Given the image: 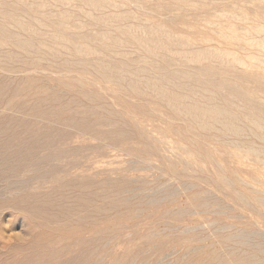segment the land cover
I'll return each instance as SVG.
<instances>
[{
	"label": "bare ground",
	"instance_id": "bare-ground-1",
	"mask_svg": "<svg viewBox=\"0 0 264 264\" xmlns=\"http://www.w3.org/2000/svg\"><path fill=\"white\" fill-rule=\"evenodd\" d=\"M133 4L143 11L130 9ZM39 66L48 75L45 83L41 70L33 74ZM148 107L167 121L181 154L190 158L182 172L181 162L164 163L187 204H208L211 198L203 193L209 190L239 210L256 208L252 223L258 228L253 240H241L250 229L245 221L217 233L213 227L221 218L208 220L209 244L204 236H185L183 254L161 263L264 264L263 197L227 169V156L245 168L264 164V0H0V180L12 196L9 206L46 228L29 245L31 258L53 259L52 264H96L103 258L98 239L110 226L88 230L83 223L117 214L129 203L119 183L63 180L62 169L51 164L77 153L63 147L70 134L103 139L141 159L154 154L155 139L144 125ZM96 126L105 129L99 133ZM24 171L36 174L22 184L18 176ZM39 178L41 188L45 181L58 184L37 192L33 181ZM163 201L171 202V196L153 204L159 209ZM82 230L90 232L89 239L64 258L67 231ZM153 235L168 236L145 237ZM5 239L4 244L10 242ZM193 242L199 245L191 248Z\"/></svg>",
	"mask_w": 264,
	"mask_h": 264
},
{
	"label": "rangeland",
	"instance_id": "rangeland-1",
	"mask_svg": "<svg viewBox=\"0 0 264 264\" xmlns=\"http://www.w3.org/2000/svg\"><path fill=\"white\" fill-rule=\"evenodd\" d=\"M130 7L132 8V10L138 11V9L140 8L139 10L143 11V7L137 6L136 4L130 5L129 8ZM133 7H135V9ZM168 16L169 17L167 20L173 19V18H170V16H172V15H168ZM132 56L134 59L138 58V54H136V53H133ZM37 69H39V70L33 74L37 75L40 73L39 71L41 70L39 77L42 74H45V76L43 75L45 78L43 76L41 77L43 80L41 82H43V83L47 82L45 80L48 79L47 78L48 75L46 73H42L45 71V70L42 71L44 68H41V66H39V67H37ZM103 84L106 86L110 85V83L107 81H103ZM155 113L156 112L153 111L152 109H150L149 107L146 108L144 111V114H145L144 125L154 135V136L153 135L151 136L155 139L153 147L156 145L154 147L156 152L154 151V154L152 153L150 155H147V158H145V159H141L137 155L128 154L127 151L125 149H122L119 145H112L111 146V144L107 143L103 139L91 138V137L78 138V137L71 136V134H70V138L67 140L68 142L66 141V143H65L66 145H64L63 147L67 148L70 151H73V150L75 151L74 148H76L77 151H75V152H77V153L73 154L72 156L67 157L66 159L53 161L52 162L53 164H51L52 167L56 171H60V169H62L60 172L61 175L59 174V176L60 177L62 176L61 179H63V180H68V178H69V180L84 179V180H89L91 182H96V181L118 182L119 183L118 190L121 189L120 190L121 195L123 196V198L125 196L126 197L125 199H127V201L129 202L126 205L128 208H125L126 206H123V207H121V209H119L120 214L119 213L114 214V212H112V213H109L108 215H104V216L100 217L101 219H99V220H92V221L89 220L88 222L83 223V225H85L88 228V230L90 228L110 226V228H109L110 230H108V232H104L102 234V237L100 239H98V241H99L98 243H99V245H101L103 247L102 250L104 253H103V258H101V260L98 261L96 264H115L116 259H119L120 264H130V263L131 264H159L165 260L170 259V257L173 254H175L176 252L177 253L179 252L177 255V257H179L184 252V250L183 251L181 250L180 245H183V243L185 241V238H184L185 236H198L199 239H201V240H203V238H205L203 240L204 243L207 242L209 244L211 242L210 238L212 237V234L207 227L205 228L204 223L208 222V220L209 221L213 220V219L216 220V218H221L220 219L221 222L218 221V223L216 225H214V227H213L214 229L217 230V233H219V229L222 228L223 226H228L229 224H234V225L235 224H244V225H246V223H247L248 227L250 229L248 228L249 230L246 232L245 235L241 234L242 238H240V239L241 240H244V239L247 240L248 239V241H251L254 239L253 236H251L252 233L258 231V228L255 225H253V223H252V221L254 220V216H255L254 213H256V208H254V207L253 208H254L255 212L253 210H252L253 212L247 211V210H246L247 212L245 210H239L236 206H234V204L225 202V199L223 198L222 195L215 196V195H213V193L211 191L205 190V189H204L203 196L208 200H210V198H211V200L208 204H204V205H201L198 207H192V206H189L187 204L185 196L179 194L176 191V186H177L176 178L174 176L173 177L175 179L172 177V174H170V171L164 165V163L166 160H169V161H172L175 163L181 162L180 165H178L179 167H177V168H178L179 172H182V168H183L182 165L189 162L190 158L187 156V153H185V155L181 154V152H183V150H182L181 146H179L180 144L177 142V140H175L176 138L174 139L175 136H174L173 132L168 129L167 121L165 120V122H163L164 118L161 117L160 115H158L157 113L156 114ZM160 125H161V127H160ZM95 128H96V130L99 131V133L103 132L105 129L104 127H101V126H99V127L96 126ZM170 135H172V137ZM169 137H171V139ZM129 142L131 144L134 143L132 141H129ZM172 142H173V144H172ZM174 144H177V145H174ZM169 146L170 147L173 146L174 149L170 148ZM168 148H169V150H168ZM170 149L173 150L174 152H171ZM177 149H180V151H178ZM124 151H125V153L123 154ZM170 152L173 155V157H175V158H173L171 156ZM117 153H119V154H117ZM175 153H177L178 155H176ZM180 155H183V156H180ZM133 156H136V157L134 158ZM186 158H188V159L186 160ZM127 160H128V162H127ZM162 160H164V162ZM232 161H233V159L232 158L230 159L227 156V165H228L227 169L230 170L232 168V171L238 172V174H237V172H235L236 174L234 175L235 176L234 178L236 180H238L240 182V184L243 185V187L245 186V187H249V189L251 188V190H254V191L256 190L255 194H254V191H252L253 194L256 195V193H258V197L259 198L263 197V199H261V200L264 201V193H263L264 188H262L263 184H264L263 183L264 182V174H262V173H264V164L255 163L252 166H246L247 168H245L244 165L242 166V164H240L237 160H236V162L238 164L234 162L235 160L233 161V163H231ZM229 163L232 165L229 166L230 165ZM234 165L235 166L240 165V168L238 166L234 167ZM248 167H252V168L249 169ZM254 167H256V169ZM243 168L245 171L243 170ZM165 169L167 172L163 171ZM81 170H83V171H81ZM253 170H255L257 173H254L255 171H253ZM79 171H81V172L79 173ZM162 172L165 174H162ZM193 172H194L193 170L188 171L187 176L188 177H189V175L191 176L193 174ZM245 172L247 173V175ZM168 173L170 175H168ZM35 174L36 173L33 171H24L23 174H20L23 176H20V175L18 176V177H20L19 181L23 182V183L22 182H20V183L24 184V183L31 182V179L33 178V176H35ZM73 175H74V177H73ZM247 176H249V177H247ZM245 177H247V178H245ZM26 178H27V180L28 179H30V180H28V182H27V180H24ZM255 178H256V181H255ZM0 181H1L0 187L2 188V189L0 188L1 189L0 190V193H1L0 194V264H52L53 259H52V261H51V259L49 261H46V260L36 259V257L31 258V255L33 254V252L30 250L29 245L35 240V236L37 237L38 235L42 234L46 228H45V226H43L44 224H42L41 221L39 222L38 219L37 220H34L33 218L30 219V217H28L23 211L14 210L12 207L9 206V204L12 201L11 200L12 196H10V191L6 190V186H5L6 181H4V180H0ZM41 181H43V179L41 180V178L33 181L36 184V186L39 187V188H37L38 189L37 192L50 190L58 184V182H51L50 183V182L45 181L44 185H42V188H41V185L39 184ZM156 181H158V182H156ZM182 181L186 182L187 178L186 179L183 178ZM261 181H262V183H261ZM2 183H3V185H2ZM258 183H260V184H258ZM146 185L148 186V188ZM151 185H153V186H151ZM155 185H157V186L154 187ZM250 186H254V187L252 188ZM43 187H45V188H43ZM142 187H145V188H142ZM256 187L258 189L260 188L259 192L257 191ZM128 188L130 189V191L128 190ZM136 189H137V191H136ZM5 190L8 191L6 194H4L6 192ZM163 190L166 192H164ZM168 191H169V193H168ZM135 192H139L140 194L135 193ZM135 194H137V195H135ZM150 194H152V195H150ZM166 194L171 196V202L170 201L169 202L163 201L164 204L158 209V205L153 204V201L155 199H157V201L159 199H163V198H165V196L167 197L168 195H166ZM1 195L6 196V197H2ZM133 195H135V196H133ZM260 195H261V197H260ZM149 196H150V199H149ZM9 197H10V199H8ZM136 197H138V198H136ZM158 197H159V199H158ZM134 198H136V200ZM183 200H185V201H183ZM182 202H183V204H182ZM226 207H228V208H226ZM135 208H136V210H135ZM193 209H195V210H193ZM165 210H167V211H165ZM15 211H18V212H15ZM183 211H184V213H183ZM243 211H245V212H243ZM164 212H166V214H164ZM176 212L177 213L181 212L183 216L177 214ZM245 216H246V218H245ZM175 217H177V218H175ZM174 218H175V220H174ZM203 219H204V222H203ZM244 221L246 223H243ZM183 222H184V224H183ZM88 230H86L85 232H84V230L78 231V232L76 231V233H75V231H73V232L67 231V235L69 234V237L65 239L68 243V246L66 248V251L64 252V255H63L64 258L72 257L74 254V251L78 247V244L83 239L84 240L89 239V238H87L90 236V234L88 235V233H90V232H88ZM184 230L186 231V233ZM203 230H206V231H203ZM229 231L233 234L237 233V230L235 228H231ZM86 232H87V234H86ZM158 232H164L168 236L165 238H162V239H157L154 235H153L154 239H147L145 237V235H151V234H155ZM249 232H251V234H249ZM200 233H204V234H200ZM208 233H210V234H208ZM238 233L240 235V232H238ZM28 234H29V236L27 237ZM83 234L85 235V237ZM186 234H188V235H186ZM20 236H21V238H20ZM208 236H210V237H208ZM3 239L9 240L10 242L4 244L2 242ZM191 244H192L191 248L192 247L194 248L197 245H199L196 242H193ZM146 246H148V247H146ZM171 247H172V249H171ZM263 247H264V243H263ZM38 249L39 248H37L36 251H38ZM170 249H171V251H170ZM173 251H174V253H172ZM165 252H166V254H165ZM169 253H171V254H169ZM197 256L198 255H196L195 257L193 256L194 258L193 257L192 258L196 261L197 259H199V256L198 257ZM260 256L261 257L263 256L262 258H264V255H260ZM159 257H162V258H160V261L157 260V259H159ZM179 260H181V258ZM195 261L193 263H195ZM53 264H56V263H53Z\"/></svg>",
	"mask_w": 264,
	"mask_h": 264
}]
</instances>
